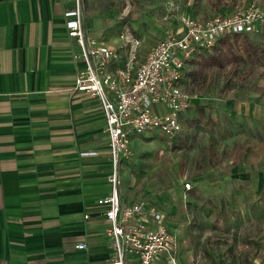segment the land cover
Segmentation results:
<instances>
[{
  "label": "crops",
  "instance_id": "crops-1",
  "mask_svg": "<svg viewBox=\"0 0 264 264\" xmlns=\"http://www.w3.org/2000/svg\"><path fill=\"white\" fill-rule=\"evenodd\" d=\"M76 2L99 9L96 0H0V264H111L97 203L110 188L105 120L99 99L74 89L83 61L65 24ZM96 15L84 10L87 42L119 46L115 22Z\"/></svg>",
  "mask_w": 264,
  "mask_h": 264
},
{
  "label": "rangeland",
  "instance_id": "rangeland-1",
  "mask_svg": "<svg viewBox=\"0 0 264 264\" xmlns=\"http://www.w3.org/2000/svg\"><path fill=\"white\" fill-rule=\"evenodd\" d=\"M248 1L96 0L97 10L82 2L79 8L84 20L86 9L88 19L101 15L118 27L113 43L122 58L114 68L129 52L120 35L139 40L136 67L163 32L180 26V16L206 18ZM241 38L253 50L264 31ZM184 71L192 108L182 115V132L173 139L157 131L131 134V156H119L118 200L142 205L147 229L163 224L175 235L177 264H264V140L252 135L253 128L264 132V65L191 62ZM103 136L108 146L105 130ZM111 172L110 158L107 195Z\"/></svg>",
  "mask_w": 264,
  "mask_h": 264
},
{
  "label": "built area",
  "instance_id": "built-area-1",
  "mask_svg": "<svg viewBox=\"0 0 264 264\" xmlns=\"http://www.w3.org/2000/svg\"><path fill=\"white\" fill-rule=\"evenodd\" d=\"M65 16L69 35L80 46L76 57L83 61L74 89L99 99L108 135L111 192L97 203L105 207L104 215L109 223L107 232L113 245L111 264H127V256L133 257L134 264H177L175 235L163 224L147 229L141 219L142 205L119 202V156H131L133 133L157 131L173 139L182 132V115L192 107V99L182 86L186 65L198 52L210 50L225 34L264 31V6L258 0H249L231 11L206 18L184 14L180 16V26L167 30L136 67L139 40L120 35L121 43L129 45L128 57L122 65L113 68L122 58L120 47L87 42L78 2ZM90 154L94 152L82 153ZM185 186L189 188L188 183ZM76 247L83 249L85 244L80 242Z\"/></svg>",
  "mask_w": 264,
  "mask_h": 264
},
{
  "label": "trees",
  "instance_id": "trees-1",
  "mask_svg": "<svg viewBox=\"0 0 264 264\" xmlns=\"http://www.w3.org/2000/svg\"><path fill=\"white\" fill-rule=\"evenodd\" d=\"M246 34L252 33H233L221 36L210 50L198 52L189 63H196L199 67H215L219 69L233 62L260 63L264 65V41L255 45L253 50H251L245 40L241 38V35ZM199 110L201 115H203L202 110L200 108ZM195 123L199 125L201 119H196ZM205 123L210 125L209 121H205ZM252 135L264 140V132L257 130V128L252 129Z\"/></svg>",
  "mask_w": 264,
  "mask_h": 264
}]
</instances>
